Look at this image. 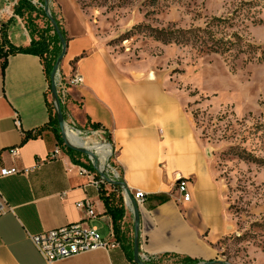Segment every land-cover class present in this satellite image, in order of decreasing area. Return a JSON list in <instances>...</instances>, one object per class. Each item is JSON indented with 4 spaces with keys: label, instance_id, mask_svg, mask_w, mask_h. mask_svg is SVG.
<instances>
[{
    "label": "crops",
    "instance_id": "1",
    "mask_svg": "<svg viewBox=\"0 0 264 264\" xmlns=\"http://www.w3.org/2000/svg\"><path fill=\"white\" fill-rule=\"evenodd\" d=\"M27 1L29 6L0 0V50L6 55H0V169L34 168L26 175L0 177L9 207L0 213V264H134L133 203L114 185L104 187L124 200L117 246L50 262L29 238L84 221L102 237L118 239L99 188L80 171L92 167L87 155L73 158L50 124L51 93L42 58L11 51L29 47L50 23L44 10ZM50 11L66 31L60 70L66 77L75 72L83 77L68 89L67 116L82 129L103 127L125 188L132 196L136 190L146 194L137 205L139 253L149 256L151 264H180L184 257L218 259L235 227L211 149L185 97L161 75L120 62L102 45L77 0H50ZM29 133L38 136L25 140ZM56 149L58 156L49 158ZM180 178L189 180V201L177 188ZM85 200L91 203V215L78 206Z\"/></svg>",
    "mask_w": 264,
    "mask_h": 264
},
{
    "label": "rangeland",
    "instance_id": "2",
    "mask_svg": "<svg viewBox=\"0 0 264 264\" xmlns=\"http://www.w3.org/2000/svg\"><path fill=\"white\" fill-rule=\"evenodd\" d=\"M77 1L120 62L161 75L185 97L235 227L216 260L264 264V0ZM159 29L191 30L196 39L166 43ZM59 99L65 127L82 129L67 116L69 94ZM51 109L58 114L52 95ZM83 130L88 146L109 140Z\"/></svg>",
    "mask_w": 264,
    "mask_h": 264
},
{
    "label": "built area",
    "instance_id": "3",
    "mask_svg": "<svg viewBox=\"0 0 264 264\" xmlns=\"http://www.w3.org/2000/svg\"><path fill=\"white\" fill-rule=\"evenodd\" d=\"M30 1L36 8H38V10L39 8H43L44 10L45 5L40 0ZM55 82L58 96L59 98H63L69 94L68 89L70 86H77L83 82V77L77 72L73 73L70 77H66L59 67L55 74ZM73 127H66V130H76L81 137L84 130L76 128L75 126ZM90 133L92 135L100 136L101 139H103V137L107 134L106 130L101 126L90 128ZM99 144L106 146V151L98 152L93 148L89 149L94 154V156L86 154L88 156L87 160L89 165L92 167L87 168L82 166L80 167V171L83 174L90 175L92 177L91 183H93L100 190V188L104 185H117L114 184L113 181H122V179L120 168L113 161L115 152L112 143L105 138L102 143ZM59 151V149L53 151L49 155V158H56ZM33 169L34 168L20 169L16 166L2 167L0 169V177L9 175H26ZM188 183L189 180L187 178H180L177 181V188L181 192L184 201H189L191 198V193L187 189ZM119 186L122 188V194L124 195V198L128 200L129 204L130 199L127 195L125 186ZM133 199L137 205L143 204L146 200V194L141 190H136L133 194ZM78 206L83 208L86 207L89 215L93 214L89 200L80 201ZM7 208H9L8 204L0 190V213H3ZM29 238L40 251L42 256L50 262L66 259L96 249H109L119 244L116 239L102 237L99 230L95 226H89L84 221L69 223L57 228L42 231L40 233H31L29 234ZM141 258L149 263L151 261L149 256L144 254L141 255Z\"/></svg>",
    "mask_w": 264,
    "mask_h": 264
},
{
    "label": "trees",
    "instance_id": "4",
    "mask_svg": "<svg viewBox=\"0 0 264 264\" xmlns=\"http://www.w3.org/2000/svg\"><path fill=\"white\" fill-rule=\"evenodd\" d=\"M21 3H23L22 5L24 6V3L26 6H29L30 3L27 0H20ZM45 17L48 18V16H46V13H43ZM53 16H55L53 14ZM56 17V16H55ZM49 20V24L46 28H44L42 31H40V35H39V39H33L31 42V45L29 47L26 48H12L11 51L12 52H26V53H32V54H36L39 55L44 63L45 66V71L49 80V90L51 89V72L53 70V67L55 65L56 60L58 59V57L60 56V54L62 53V43L60 41V38L56 32V30L54 29L50 19ZM58 25L59 28L61 30V33L63 34V36L65 37L66 41H67V37H66V31L62 28V25L60 24V22L58 21ZM157 35L155 36L156 39L158 40H162L166 43H189L192 42V40L196 39V35H193V32L191 30H183V29H159L157 30ZM1 53L0 55L6 56L4 52H2V50H0ZM6 58H4V63H3V68L5 69L6 67ZM50 124L53 128V131L55 132V135L57 137L58 143L62 146H64L67 150V152L74 158L75 155H82V152L76 151L72 148L67 147L64 144V140L61 134V128L59 126V121L57 118L56 114L52 113V109L50 107ZM99 125L97 124H92V127L96 128ZM38 136V133L32 134L29 133L27 134V136L25 137V140L31 138V137H36ZM76 160V159H75ZM77 161V160H76ZM116 187H120L119 185H114ZM100 195L102 200L104 201L106 207H107V212H109L112 215L113 218V222H114V227H115V231L117 234V238L116 241L120 243V236H119V227H120V223L121 220L124 216V200H123V196L120 195H116L114 193L108 192L107 189H105L104 186H102L100 188ZM123 246L125 247V244H123ZM200 261L198 259H194L191 257H184L181 259V264H197Z\"/></svg>",
    "mask_w": 264,
    "mask_h": 264
},
{
    "label": "water",
    "instance_id": "5",
    "mask_svg": "<svg viewBox=\"0 0 264 264\" xmlns=\"http://www.w3.org/2000/svg\"><path fill=\"white\" fill-rule=\"evenodd\" d=\"M44 11L46 13V15L48 16V18L50 19L54 29L56 30L60 41L62 43V53L60 54V56L58 57V59L55 62V65L53 67V70L51 72V95L52 98L56 104L57 107V118L61 127V134L64 140V144L69 147L72 148L76 151L85 153V154H89L94 156L93 152L90 151L88 148L84 147V146H78V145H74L73 143H71V141L69 140V138L67 137V130L65 127V123H64V116L62 113V107H61V102L58 96V92H57V86H56V82H55V74L57 69L60 67V64L65 56L66 53V47H67V41L65 39V37L63 36V34L61 33V30L59 28L58 22H57V18L55 16H53V14L50 11V0H44ZM114 184L117 185H122L125 186V183L123 181H113ZM127 190V195L129 197V199L132 201L133 203V209H134V213H135V234H134V261L136 264H151L149 262H146L144 260H142L141 255L139 253V212H138V207L137 204L135 202V200L133 199L132 193ZM199 264H227V263H223L222 261L219 260H213V261H206V262H202Z\"/></svg>",
    "mask_w": 264,
    "mask_h": 264
},
{
    "label": "bare ground",
    "instance_id": "6",
    "mask_svg": "<svg viewBox=\"0 0 264 264\" xmlns=\"http://www.w3.org/2000/svg\"><path fill=\"white\" fill-rule=\"evenodd\" d=\"M67 137L69 138L71 143H73L74 145L84 146L88 149L93 148L98 152H103V151H106V149H107L106 146L100 145L99 143H94L93 146H88V143L86 142V140L84 138L80 137L78 132H76V131L68 130L67 131Z\"/></svg>",
    "mask_w": 264,
    "mask_h": 264
}]
</instances>
